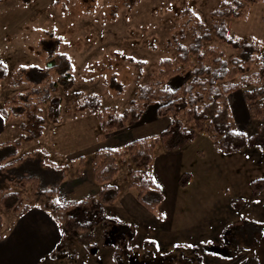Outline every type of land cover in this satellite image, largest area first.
I'll use <instances>...</instances> for the list:
<instances>
[{"label":"rangeland","instance_id":"rangeland-1","mask_svg":"<svg viewBox=\"0 0 264 264\" xmlns=\"http://www.w3.org/2000/svg\"><path fill=\"white\" fill-rule=\"evenodd\" d=\"M251 2L0 0V61L7 68L0 108L8 117L7 140L18 145L13 160L38 157L45 170L48 164L58 167L64 173L59 200L82 201L71 210L78 225L69 231L61 225L62 249L48 264L264 263V122L249 116L240 90L228 98L231 127L250 142L227 155L197 132L170 156L158 145L149 174L164 198L155 211L145 209L129 187L132 165H120L113 181L119 199L100 205L91 167L97 148H123L167 126L169 118L158 116L154 103L125 129L104 133L100 128V117L105 126L117 124L138 89L154 81L163 60H173L183 47L192 54L197 42L203 51L211 49L213 59L212 54L224 60L237 55L214 37L213 15L223 12L229 36L253 40L264 58V0ZM189 78L186 69L168 80V88ZM88 97L98 105L96 113L76 110ZM51 102L60 107L55 123L48 118ZM180 124L188 133L194 130L184 117ZM98 129L100 141L94 135ZM32 189L25 187L27 194ZM0 214L7 226L12 214Z\"/></svg>","mask_w":264,"mask_h":264},{"label":"trees","instance_id":"trees-1","mask_svg":"<svg viewBox=\"0 0 264 264\" xmlns=\"http://www.w3.org/2000/svg\"><path fill=\"white\" fill-rule=\"evenodd\" d=\"M21 1L27 3L29 0ZM250 1L254 3L256 0ZM218 12L220 11L216 13ZM220 13L222 14H212L211 26L214 37L223 45L237 51L235 57L224 60L221 58L222 54H212L216 55L213 59L208 54L211 49L203 51L200 42H197L196 51L192 54L187 48L178 49L173 60L165 59L159 64L154 81L146 82L138 89L135 98L129 103L128 110L119 117L117 124L112 122L105 126L100 117V128L104 133L131 126L144 109L154 103L159 104L157 115L169 118L167 126L158 134L129 141L123 148L103 147L93 152L92 175L98 186L95 198L100 205L111 206L118 200L120 188L113 181L120 165H132L134 170H129V187L135 190L137 201L145 209L148 211L157 209L164 194L152 181L149 168L158 145L167 151L179 150L190 142L197 132L208 135L218 153L227 155L239 152L244 142H250V138H246L243 133L231 127L228 98L235 91L242 92L249 116L264 122V58L259 55L260 47L251 39L231 38L224 20L225 15L223 12ZM211 62L217 64L218 68H212ZM253 68L256 70L252 71ZM186 69L189 70L190 78L176 89L170 90L168 80L182 75ZM6 76V65L0 63V82ZM66 84L68 85V82L65 81L64 85ZM247 87L254 88L246 90ZM58 107L57 102L48 104V118L53 123L60 117ZM97 109L98 105L93 97H88L76 108L79 112L89 110L91 113H96ZM0 113L6 122L7 114L3 110H0ZM181 117H184L185 123L193 126L194 130L191 133L180 124ZM38 123L40 126L43 124L42 121ZM40 133L41 130H38L36 138ZM17 147V143L13 141L0 144V210L5 213H24L32 207H37L49 214L60 227L62 224L65 225L67 231L76 228L78 224L71 210L82 201L59 200L63 171L50 164L49 170H45L40 165L44 160H39L38 157L29 156L13 160L17 155ZM9 160L12 161L6 163ZM3 163L6 164L1 166ZM3 183L19 186L23 190L6 191L2 188ZM28 184H32L33 189L27 194L25 187ZM92 198L93 196H88L87 200ZM2 223L0 214V228ZM61 249L60 242L52 257L60 254Z\"/></svg>","mask_w":264,"mask_h":264},{"label":"crops","instance_id":"crops-1","mask_svg":"<svg viewBox=\"0 0 264 264\" xmlns=\"http://www.w3.org/2000/svg\"><path fill=\"white\" fill-rule=\"evenodd\" d=\"M0 110H2V108H0ZM94 133L96 139L100 141L98 136L99 129ZM154 134L158 133H153L145 137ZM110 136L111 135L108 134L105 135V137ZM8 138L9 133L7 131V124L0 113V144L7 142ZM126 143H124V145ZM93 149L94 148L89 151ZM163 150L166 156H170L178 151ZM54 157L55 159L59 158L57 156ZM55 159L53 158L54 161H58ZM153 162L149 168V172ZM120 195L121 191L119 197ZM8 214H12L10 222H8L7 226H4L5 224L2 223L0 228V264H48V261H51L52 254L56 251L62 240L60 225H58L49 214L37 207H32L24 213L9 212Z\"/></svg>","mask_w":264,"mask_h":264},{"label":"snow or ice","instance_id":"snow-or-ice-1","mask_svg":"<svg viewBox=\"0 0 264 264\" xmlns=\"http://www.w3.org/2000/svg\"><path fill=\"white\" fill-rule=\"evenodd\" d=\"M0 63H2V61H0ZM21 67L24 68L26 66L25 65H21ZM257 203H259V202H257ZM152 243H155V241H153ZM201 243H203V244H211L212 241L211 240H204V241H201ZM177 247H180V245H177ZM188 247L191 248V247H193V245L189 244ZM157 250H158V245H157Z\"/></svg>","mask_w":264,"mask_h":264}]
</instances>
